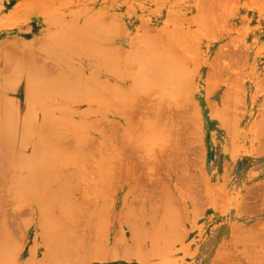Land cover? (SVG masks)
Listing matches in <instances>:
<instances>
[{
	"label": "rangeland",
	"instance_id": "1",
	"mask_svg": "<svg viewBox=\"0 0 264 264\" xmlns=\"http://www.w3.org/2000/svg\"><path fill=\"white\" fill-rule=\"evenodd\" d=\"M0 171V264H264V0H0Z\"/></svg>",
	"mask_w": 264,
	"mask_h": 264
},
{
	"label": "bare ground",
	"instance_id": "2",
	"mask_svg": "<svg viewBox=\"0 0 264 264\" xmlns=\"http://www.w3.org/2000/svg\"><path fill=\"white\" fill-rule=\"evenodd\" d=\"M173 40H174V39H173ZM104 51H105V50H104ZM102 52H103V51H102ZM104 53H106V52H104ZM110 55H112V54H110ZM112 56H113V55H112ZM114 56H115V54H114ZM114 56H113V59L118 57V56H115V57H114ZM154 57H155V56H154ZM159 57H160V56H159ZM159 57H158V58H159ZM166 57H167V56H166ZM106 59H107V56H106ZM117 59H118V58H117ZM117 59H116V60H117ZM162 59H163V58H161V60H162ZM164 59H165V58H164ZM116 60H115V61H116ZM158 60H159V59H158ZM161 60H159L160 63L163 62V61H161ZM112 61H113V60H112ZM169 61H170V60H168V63H166L167 65L169 64ZM101 62H102V61H101ZM118 62H119V61H118ZM124 62H125V61H124ZM174 62H175V61H174ZM112 63H113V62H112ZM112 63H111V64H112ZM115 63H117V61H116ZM115 63H114V64H115ZM125 63H126V62H125ZM176 63H177V62H176ZM109 64H110V63H109ZM121 64H122V63H121ZM123 64H124V63H123ZM128 64H129V63H128ZM163 64H164V63H163ZM164 65H165V64H164ZM170 65H172V61H171V64H170ZM123 66H124V65H123ZM125 66H126V65H125ZM117 67H118V66H117ZM162 67H163V65H162ZM162 67L159 66L160 69H161ZM164 67H166V65H165ZM167 67H168V66H167ZM122 68H123V67H122ZM168 68H169V67H168ZM168 68H166V69H168ZM107 69H108V68H107ZM114 69H115V68H114ZM139 69H140V68H139ZM162 69H163V68H162ZM166 69L164 68V70H166ZM170 69H171V68H170ZM170 69H169V70H170ZM109 70H110V69H109ZM117 70H118V69H117ZM119 70H120V68H119ZM130 70H131V69H130ZM148 71H149V70H148ZM157 71H158V70H157ZM167 71H168V70H167ZM175 71H176V70H175ZM140 72H141V71H140ZM143 72H144V71H143ZM143 72H142V74H143ZM161 72H163V71L161 70ZM161 72H160V73H161ZM128 73H129V71H128ZM131 73H132V72H131ZM144 73H145V72H144ZM149 73H150V72H149ZM157 73L159 74V72H156V74H157ZM166 73H167V72H166ZM115 74H116V73H115ZM126 74H127V73H126ZM132 74H133V73H132ZM138 74H139V73H138ZM145 74L148 75V73H145ZM135 75H137V74H135ZM141 76H142V75H141ZM161 76H162V74H161ZM134 77H135V76H134ZM143 77H144V74H143ZM168 78H169V77H168ZM143 79H144V78H143ZM151 79H152V77H151ZM157 79H158V78H157ZM159 79H160V77H159ZM137 80H138V79H137ZM140 80H142V79H140ZM161 80H163V79H161ZM176 80H177V79H176ZM145 81H146V80H145ZM154 81H155V80H154ZM158 81L160 82V80H158ZM142 82H143V81H142ZM151 82H153V80L150 81V83H151ZM156 82H157V81H156ZM66 83H67V81H66ZM140 83H141V81H140ZM140 83H139V81H138V84H139V85H140ZM143 84H144V83H143ZM146 84H147V83H146ZM162 84H164V83H162ZM139 85H138V87H139ZM160 85H161V84H160ZM143 86H144V85H143ZM172 86H174V85H172ZM96 87H97V86H96ZM99 87H100V86H99ZM105 87H106V86H105ZM134 87H135V86H133V88H134ZM136 87H137V85H136ZM168 87H169V86H168ZM170 87H171V86H170ZM94 88H95V87H94ZM103 88H104V87H103ZM106 88H107V87H106ZM133 88H132V89H133ZM104 89H105V88H104ZM139 89H140V88H139ZM142 89H143V88H142ZM146 89H147V85H146ZM161 89H162V88H161ZM99 90H100V89H99ZM133 90H134V89H133ZM135 91L137 92V90H135ZM142 91H143V90H142ZM142 91H141V89H140V92H142ZM148 91H150V90H148ZM85 92H86V91H85ZM122 94H124V93H122ZM160 94H161V93H160ZM130 96H131V95H130ZM130 98H131V97H130ZM131 99H132V98H131ZM91 100H92V99H91ZM127 100H128V99H127ZM131 101H132V100H131ZM131 105H132V104H131ZM130 110H131V109H130ZM106 120H107V119H106ZM108 120H109V119H108ZM152 123H153V122H152ZM72 128H73V127H72ZM54 130H55V129H54ZM137 134H138V133H137ZM163 134H164V133H163ZM108 135H109V134H108ZM58 137H59V136H58ZM90 137H91V136H90ZM58 139H59V138H58ZM143 141H144V140H143ZM45 144H46V143H45ZM45 144H44V145H45ZM54 145H55V144H54ZM46 146H47V145H46ZM56 146H57V144H56ZM57 147H58V146H57ZM47 149H48V147H47ZM45 152H47V151H45ZM45 152H44V153H45ZM108 152H109V151H108ZM44 153H42V154H44ZM42 154H41V155H42ZM46 155H47V153H46ZM42 157H44V156L42 155ZM48 157H49V156H48ZM54 159H55V158H54ZM107 159H108V158H107ZM112 159H113V158H112ZM112 159H111V160H112ZM44 160H45V159H44ZM53 161H54V160H53ZM78 161H79V160H78ZM29 162H30V161H29ZM94 162H95V161H94ZM26 163H27V162H26ZM21 164H22V163H21ZM28 164H29V163H28ZM32 164H33V163H32ZM47 164H48V163H47ZM53 164H55V163H53ZM112 165H113V164H112ZM26 166H28V165H26ZM42 166H43V165H42ZM53 166H54V165H53ZM92 166H93V165H92ZM28 167H29V166H28ZM101 168H102V167H101ZM11 169H12V168H11ZM45 169H46V168H45ZM112 169H113V168H112ZM40 170H41V169H40ZM46 170H47V169H46ZM46 170H45V171H46ZM45 171H44V172H45ZM0 172H1V171H0ZM44 172H43V173H44ZM48 172H49V171H46V173H48ZM82 172H83V171H82ZM111 172H112V171H111ZM49 173H50V172H49ZM55 173H56V172H55ZM15 174H16V173H15ZM53 174H54V172H53ZM109 174H110V173H109ZM0 175H1V174H0ZM46 175H48V174H46ZM50 175H51V174H50ZM73 177H74V176H73ZM108 177H109V176H108ZM111 187H112V186H111ZM109 188H110V187H109ZM124 198H125V197H124ZM43 205H44V203H43ZM60 232H61V231H60ZM63 233H64V232H63ZM63 233H62V234H63ZM56 235H58V234H56ZM63 235H64V234H63ZM57 238H58V237H56V241H54V242H55V243H58V246H61V244H59V241H60V240L57 239ZM61 247H62V246H61ZM65 247H66V246H65ZM67 249H68V248H67ZM67 249H66V250H67ZM66 254H67V253H66ZM66 257H67V256H66ZM72 257H73V256H72Z\"/></svg>",
	"mask_w": 264,
	"mask_h": 264
}]
</instances>
